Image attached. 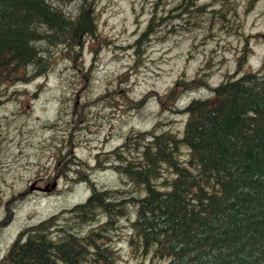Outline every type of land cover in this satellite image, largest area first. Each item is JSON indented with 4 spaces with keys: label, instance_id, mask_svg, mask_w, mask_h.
Here are the masks:
<instances>
[{
    "label": "rangeland",
    "instance_id": "rangeland-1",
    "mask_svg": "<svg viewBox=\"0 0 264 264\" xmlns=\"http://www.w3.org/2000/svg\"><path fill=\"white\" fill-rule=\"evenodd\" d=\"M90 1L95 34L81 37L80 47L44 43V64L29 66L22 81L0 88V260L18 233L53 215L60 227L85 235L88 227L67 211L85 202L92 184L133 189L108 165L127 136L155 126L182 135L181 111L190 100L209 98L227 76L257 71L264 62V0H233L236 8L225 7V20L216 19L215 27L212 0L199 3H207V12L190 10L183 17L176 15L178 0ZM79 5L73 0L63 13ZM151 19L152 33L136 45ZM198 78L205 79L201 86L183 93L174 108L160 104L159 96L177 80ZM132 150L121 155L130 158ZM186 153L182 147L179 157ZM97 162L108 166L95 168ZM79 172L89 180L80 182ZM54 183L50 193L30 191ZM127 209L103 241L114 249L111 264H148L128 245L135 207Z\"/></svg>",
    "mask_w": 264,
    "mask_h": 264
},
{
    "label": "trees",
    "instance_id": "trees-1",
    "mask_svg": "<svg viewBox=\"0 0 264 264\" xmlns=\"http://www.w3.org/2000/svg\"><path fill=\"white\" fill-rule=\"evenodd\" d=\"M72 1L0 0V88L22 81L29 66L44 64V43L80 47L81 37L95 34L94 1L79 0L75 13L64 14ZM200 1L178 0L176 15L207 12V3ZM226 1L230 5L209 3L216 9L214 27L216 19L225 20V7L236 8L233 0ZM155 20L136 45L152 33ZM204 80H177L159 96L160 104L174 108L183 93ZM210 92L182 109V135L155 126L127 136L112 152L108 165L133 189L101 190L92 184L85 202L67 211L72 221L88 227L85 235L60 227L53 215L18 233L0 264H111L114 249L103 241L127 218L129 204L135 210L128 245L148 264H264V62L257 71L227 76ZM130 150L132 157L121 155ZM108 165L97 162L95 168ZM82 172L78 179L86 182Z\"/></svg>",
    "mask_w": 264,
    "mask_h": 264
},
{
    "label": "water",
    "instance_id": "water-1",
    "mask_svg": "<svg viewBox=\"0 0 264 264\" xmlns=\"http://www.w3.org/2000/svg\"><path fill=\"white\" fill-rule=\"evenodd\" d=\"M54 187H55V184L52 185L51 189H53ZM45 190H47V189H45Z\"/></svg>",
    "mask_w": 264,
    "mask_h": 264
}]
</instances>
